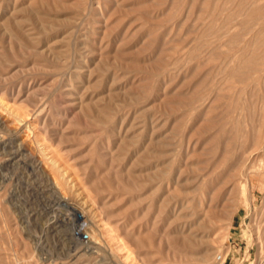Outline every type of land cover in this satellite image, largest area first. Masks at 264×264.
<instances>
[{"label":"rangeland","instance_id":"rangeland-1","mask_svg":"<svg viewBox=\"0 0 264 264\" xmlns=\"http://www.w3.org/2000/svg\"><path fill=\"white\" fill-rule=\"evenodd\" d=\"M254 2L0 0V264H264Z\"/></svg>","mask_w":264,"mask_h":264},{"label":"bare ground","instance_id":"bare-ground-1","mask_svg":"<svg viewBox=\"0 0 264 264\" xmlns=\"http://www.w3.org/2000/svg\"><path fill=\"white\" fill-rule=\"evenodd\" d=\"M245 1V5H246V1L247 0H244ZM249 3V2H248ZM254 9H253V11H251L250 9H248V8H246L245 7V9H244V11L243 12H245V14H246V17H247V21H245V26H246V30L248 29L249 31L251 30V31H254L255 32V29H256V27H258V26H260V25H262V27H263V25H264V6L262 5V6H260L259 4L258 5H256L255 4V2H254ZM244 14V13H243ZM243 22V21H242ZM262 27H260V28H262ZM260 28H257V29H260ZM257 29H256V31H257ZM264 29V28H263ZM262 29V30H263ZM248 30L244 33V34H246V33H248ZM252 33V32H251ZM257 33H258V31H257ZM261 33H263V31L261 32ZM254 34H256V32L254 33ZM254 34H253V37H254ZM247 35H249V33L247 34ZM259 35V34H258ZM260 36V35H259ZM256 38H258V37H256ZM255 39V38H254ZM254 39L252 40V41H254ZM254 42H257L256 40L254 41ZM260 42V41H259ZM251 43V42H250ZM258 43V42H257ZM261 43V42H260ZM258 49V48H257ZM261 51V50H260ZM255 55V54H254ZM264 55V54H263ZM263 55H262V57H263ZM252 57V56H251ZM256 57V56H255ZM245 58V57H244ZM259 58V57H258ZM245 60V59H244ZM248 60V59H247ZM241 61V60H240ZM262 61H263V59H262ZM245 62H247V61H245ZM256 62H258V61H256ZM256 62H253V64L254 63H256ZM241 64H243V63H241ZM250 64H252V63H250ZM257 64H259V62L258 63H256V65ZM244 65V64H243ZM261 65H262V63H261ZM245 66V65H244ZM249 67V66H248ZM263 67H264V65H263ZM263 67H257V68H253V70H254V74H253V77H248L247 79H246V81L248 80H251V78H255L258 74H260L262 71H264L263 69ZM246 68V67H245ZM248 69V68H247ZM252 70V69H251ZM248 71H249V69H248ZM233 72V70L231 71V73ZM251 72V71H250ZM231 73H230V75H231ZM254 75H255V77H254ZM252 76V75H251ZM260 76V75H259ZM231 77H232V75H231ZM234 77V76H233ZM262 77V76H261ZM264 78V77H263ZM234 80V79H233ZM232 80V81H233ZM259 80V79H258ZM264 79H262V81H263ZM235 81V80H234ZM253 84V83H252ZM243 87V86H242ZM256 88V87H255ZM261 113V112H260ZM239 120H241V118L239 119ZM262 120V119H261ZM260 120V121H261ZM264 121V120H263ZM231 122V121H230ZM232 123V122H231ZM231 123H230V125H231ZM233 123H234V121H233ZM235 124H236V122H235ZM243 124V123H242ZM231 126H233V125H231ZM235 126V125H234ZM254 127V126H253ZM234 128H236V126L234 127ZM234 128H232L233 130H234V132H235V130L236 129H234ZM238 128V127H237ZM241 129V128H240ZM231 130V129H230ZM243 130V129H242ZM239 132V131H238ZM236 133V132H235ZM233 133H231V135H232ZM234 135V134H233ZM238 136H240L241 137V135H238ZM245 136V135H244ZM243 136V137H244ZM230 137V136H229ZM235 137H236V134H235ZM253 137V136H252ZM234 139V138H233ZM237 140V139H236ZM254 140V143L255 144H258V146H259V143H263L264 142V123L263 122H260V124L257 126V135H256V137L253 139ZM228 144V143H227ZM224 146H226V144L224 145ZM241 146H243V145H241ZM215 147H217V146H215ZM222 148L221 149H224L223 148V146H221ZM227 147V146H226ZM220 149V148H219ZM213 150V149H212ZM225 150H229L228 148H226ZM258 150V149H257ZM223 151V150H222ZM216 152V151H215ZM213 153V152H212ZM219 153V152H218ZM226 153V152H225ZM222 154H223V152H222ZM222 158V157H221ZM223 159V158H222ZM203 171V170H202ZM225 172H226V170H225ZM199 173V172H198ZM213 173V172H212ZM223 173V172H222ZM224 177H225V175H223ZM229 176V175H228ZM227 176V177H228ZM203 178V177H202ZM211 178H213V177H211ZM226 179V178H225ZM228 179V178H227ZM214 181V180H213ZM211 183V182H210ZM221 183V182H220ZM225 183H226V181H225ZM209 184V183H208ZM213 185V184H212ZM223 190V189H222Z\"/></svg>","mask_w":264,"mask_h":264},{"label":"built area","instance_id":"built-area-1","mask_svg":"<svg viewBox=\"0 0 264 264\" xmlns=\"http://www.w3.org/2000/svg\"><path fill=\"white\" fill-rule=\"evenodd\" d=\"M215 260L217 261V264H224L225 262L224 258H221L219 255L215 257Z\"/></svg>","mask_w":264,"mask_h":264}]
</instances>
